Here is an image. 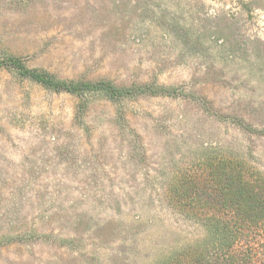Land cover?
I'll return each instance as SVG.
<instances>
[{"label": "rangeland", "instance_id": "rangeland-1", "mask_svg": "<svg viewBox=\"0 0 264 264\" xmlns=\"http://www.w3.org/2000/svg\"><path fill=\"white\" fill-rule=\"evenodd\" d=\"M9 55L173 92L80 108ZM226 155L264 179V0H0V264H154L203 235L169 185Z\"/></svg>", "mask_w": 264, "mask_h": 264}, {"label": "trees", "instance_id": "trees-1", "mask_svg": "<svg viewBox=\"0 0 264 264\" xmlns=\"http://www.w3.org/2000/svg\"><path fill=\"white\" fill-rule=\"evenodd\" d=\"M2 64L49 90L77 96L80 108L91 95L118 102L141 94L173 92L155 84L124 87L104 79H61L45 70L25 68L11 55L5 56ZM203 171L195 181L175 178L167 189L170 206L200 225L203 235L167 252L154 264H255L256 248L264 252V179L244 156L209 160ZM209 176L212 187L205 189L203 182L209 181ZM262 261L260 264H264L263 257Z\"/></svg>", "mask_w": 264, "mask_h": 264}]
</instances>
